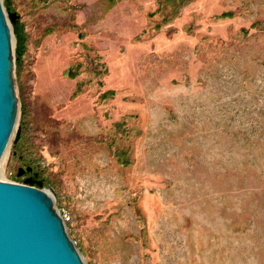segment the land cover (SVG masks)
Here are the masks:
<instances>
[{"label":"rangeland","instance_id":"obj_1","mask_svg":"<svg viewBox=\"0 0 264 264\" xmlns=\"http://www.w3.org/2000/svg\"><path fill=\"white\" fill-rule=\"evenodd\" d=\"M2 2L0 180L37 172L85 264H264V0Z\"/></svg>","mask_w":264,"mask_h":264},{"label":"water","instance_id":"obj_2","mask_svg":"<svg viewBox=\"0 0 264 264\" xmlns=\"http://www.w3.org/2000/svg\"><path fill=\"white\" fill-rule=\"evenodd\" d=\"M15 23L16 16L5 13L0 0V160L9 141L16 142L20 135L18 127L12 137L18 108L13 75ZM52 196L41 183L0 180V264H85Z\"/></svg>","mask_w":264,"mask_h":264},{"label":"bare ground","instance_id":"obj_3","mask_svg":"<svg viewBox=\"0 0 264 264\" xmlns=\"http://www.w3.org/2000/svg\"><path fill=\"white\" fill-rule=\"evenodd\" d=\"M2 1V0H1ZM2 5H3V2H2ZM3 8H4V5H3ZM4 10H5V13H6V9L4 8ZM18 42V41H17ZM12 43H13V45H14V36L12 37ZM19 116V112H18V108H17V114H16V121H15V126H14V131H13V134H12V137L14 136V133H15V130H16V128H20V125L18 124V117ZM12 139V138H11ZM11 143H12V140H10L9 141V143H8V145L6 146V149L4 150V153H3V155H2V157H1V160H0V167H1V165L5 162V160H6V158H7V156H8V154H9V148L8 147H10L11 146ZM0 174H1V172H0ZM54 198V197H53ZM54 201V200H53ZM65 224V223H64ZM66 228V227H65ZM67 232V231H66ZM68 234V233H67ZM69 237V236H68Z\"/></svg>","mask_w":264,"mask_h":264},{"label":"flooded vegetation","instance_id":"obj_4","mask_svg":"<svg viewBox=\"0 0 264 264\" xmlns=\"http://www.w3.org/2000/svg\"><path fill=\"white\" fill-rule=\"evenodd\" d=\"M30 169V170H28ZM27 171L29 172V174L26 175H22L20 177H22V180L24 181H28L29 183H38L37 178H38V173L33 171L31 168H27Z\"/></svg>","mask_w":264,"mask_h":264},{"label":"trees","instance_id":"obj_5","mask_svg":"<svg viewBox=\"0 0 264 264\" xmlns=\"http://www.w3.org/2000/svg\"><path fill=\"white\" fill-rule=\"evenodd\" d=\"M4 5H5V3H4ZM16 37H18L17 34H16Z\"/></svg>","mask_w":264,"mask_h":264}]
</instances>
